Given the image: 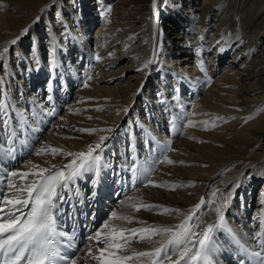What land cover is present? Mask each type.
Segmentation results:
<instances>
[{
    "label": "bare ground",
    "instance_id": "6f19581e",
    "mask_svg": "<svg viewBox=\"0 0 264 264\" xmlns=\"http://www.w3.org/2000/svg\"><path fill=\"white\" fill-rule=\"evenodd\" d=\"M152 3L0 0V53L8 48L0 56V83L12 77V86L18 83L26 98L44 106L50 94L41 85L46 80L48 89L62 102L57 103L62 118L50 120V136L44 135L36 152L50 147L63 153L86 152L104 136L102 151L119 162L124 144L141 146L135 158L146 166L152 184L113 202V211L135 218L131 224L111 221V215L104 223L133 228L143 226L139 220L147 225L174 226L184 216L158 214L162 208L136 212L127 205L142 202L186 213L203 197L206 204L197 213L199 232L217 219L212 192L218 190L219 195L234 189L235 198L225 212L232 231L215 233L209 258L218 263L225 257L229 240H233V248L256 251L253 235L264 231V0H156L155 11ZM13 40L17 41L14 45ZM149 60L153 63L144 67ZM179 76L187 78L189 91L184 90L186 83ZM52 79L55 84L64 80L56 89ZM79 82L82 85L69 98L67 92ZM175 86L180 89L176 94L184 109L175 104ZM4 89L5 84L0 93ZM7 91L18 100L13 90ZM0 101L6 103L3 95ZM6 105L7 115L0 109L1 138L7 130L2 121H15ZM17 105L25 111L21 103ZM148 114L155 120L142 123ZM249 115L254 119L245 122ZM104 129L111 131H101ZM57 133L59 138L51 140ZM145 133L149 142L142 140ZM36 152L15 170L30 171L28 161L53 168L73 159ZM154 153L159 164L152 171L148 162ZM121 155L128 157L127 153ZM165 156L175 163L161 162ZM24 182L17 178L18 186ZM173 185L175 190H170ZM151 247L143 241L129 245L136 251ZM88 248L76 264H97ZM93 254H98L95 248Z\"/></svg>",
    "mask_w": 264,
    "mask_h": 264
},
{
    "label": "snow or ice",
    "instance_id": "6c2138e0",
    "mask_svg": "<svg viewBox=\"0 0 264 264\" xmlns=\"http://www.w3.org/2000/svg\"><path fill=\"white\" fill-rule=\"evenodd\" d=\"M152 8L155 11L156 0H153ZM108 11L110 12L111 9ZM27 31L24 29L25 34ZM16 42L13 40L10 43L14 45ZM7 52L8 48L5 47L0 56ZM111 55L113 53H109V56ZM95 58L97 61L101 59L99 55ZM151 63H153L152 60L147 61L144 67ZM88 79L91 77L89 76ZM87 86L85 83L84 87ZM47 99L51 100V96ZM0 109L7 115L6 103L0 101ZM126 111L127 109H125ZM261 111H264V108ZM216 119L223 118L216 117ZM252 119L254 117L249 115L245 118V122ZM9 120H3L2 123L11 128ZM189 124L192 126L191 122ZM79 131L91 133L96 130L80 129ZM101 131H111V129ZM14 134V130L10 131L9 138ZM105 139L107 137L101 136L100 142L94 146L90 145L86 152L63 153L62 150L55 147H50L47 150L42 148L36 152V155L51 153L52 155H66L73 159L58 169H55V166L43 168L28 161L30 171L11 170L0 178V184L4 185L3 191H0V264H58V261L76 264L74 256L62 254L63 248L72 249L74 247V236L57 230L52 209L58 200L66 198L60 190L70 189L71 183L78 176L100 160L99 152L103 150L102 145ZM134 147V144L130 143V150ZM14 151L10 147L5 155L14 158ZM161 162L175 163L166 156ZM128 170L131 172L134 182L139 172V166L134 163ZM28 177L31 179L28 180ZM17 178L27 182L18 186ZM148 183L152 184V181L149 179ZM153 186L165 187L166 185L154 184ZM238 186L235 185V187ZM93 187L95 188V183ZM175 188L176 186L173 185L170 190H175ZM91 195L94 197L95 191ZM212 196L214 198L212 203L215 205L213 211L217 219L213 223L203 225L202 231L199 232L196 231L201 226L197 222V213L206 204L203 197L186 213L181 212L180 209L161 205L142 202L140 204L130 203L127 207L136 212L141 208L149 211L162 208V212L158 214L171 215L175 213L184 216V219L174 226L147 225L145 221L137 220V223L143 226L133 228L105 222L100 229L86 237L90 243L88 255L97 264H181V262L183 264H211L209 257L215 245V233L218 230L232 231L227 224L225 212L235 198V191L230 189L227 193L218 195L217 190L212 192ZM25 209L28 211L25 212ZM134 219L131 215L118 214L116 211L111 213V221H124L131 224ZM261 224L264 227V220L261 221ZM253 239L257 241L261 250L245 251L248 256L255 259V264H264V231L254 233ZM134 240L147 242L152 247L143 251L130 249L129 245ZM93 241L96 243L91 244ZM94 248L98 254H93ZM174 256L176 259H173ZM240 264H246V261L242 259Z\"/></svg>",
    "mask_w": 264,
    "mask_h": 264
},
{
    "label": "rangeland",
    "instance_id": "374dc122",
    "mask_svg": "<svg viewBox=\"0 0 264 264\" xmlns=\"http://www.w3.org/2000/svg\"><path fill=\"white\" fill-rule=\"evenodd\" d=\"M166 20H169V19H166ZM169 22V21H168ZM166 23H167V21H166ZM98 25V23H96V25H94L93 26V30L95 29V27ZM5 61V62H4ZM3 62H4V64H6L7 63V59H5ZM20 64L21 65H24V63L23 62H21L20 61ZM27 75V73L26 74H24V76H23V78H26L25 76ZM75 76V75H74ZM65 79V78H64ZM64 79H61V84H62V82H63V80ZM7 79L5 78V82L3 81L2 83H0V86H2L3 84H5V89H7V90H13L16 94V97L18 98V100H13L9 95H7L8 93V91L7 90H5L4 89V91H1L2 93H4L3 94V98H4V100L6 101V103L9 105V112H11L12 113V116H14L16 119H21V118H26L27 120H30V119H32V116L34 115V114H31V115H29V110H28V108L29 107H34V106H38V107H40V106H43V105H38L39 104V102L37 101V100H34V99H29V98H26V95H24V92H22L20 89H19V85H18V83H15L13 86H12V82L14 83L15 81L13 80V78L11 77V79H9V80H7ZM179 80H180V82H182V83H186L185 85H184V90H186V91H189V90H187L186 88H188V86H191V84L190 83H188L187 82V78H185V77H181L180 78V76H179ZM186 80V81H185ZM1 81V80H0ZM44 82H46V80L45 81H42V86H45L43 83ZM188 83V84H187ZM35 86L34 87H36V86H38V85H36V84H34ZM48 85V84H47ZM78 85H82V82H79V83H77V85H75V86H73L72 85V92H71V89H69V92H67V94L69 95V98H72L73 97V92H74V90H75V88H76V86H78ZM3 88V87H2ZM46 88H47V92H49L50 94L52 93L53 95H54V99H55V101H56V98H55V93L56 92H54V90L53 89H51V90H49L48 89V86H46ZM180 89H177V87L175 86L174 88H173V91L175 92L174 93V95H173V97H175V104H178V105H180V106H178V107H181L182 109H184V107L182 106V104H181V100H180V98L178 97L179 96V94L177 95L176 94V91H179ZM7 91V92H6ZM46 91V90H45ZM7 93V94H6ZM46 97H49L48 95L46 96ZM177 97V98H176ZM22 98V99H21ZM162 99H158V102L159 103H162ZM16 103V104H15ZM19 103H21V106L22 107H24V109H25V111H21L20 109H19V106L17 105V104H19ZM45 104H47L46 103V101H45ZM56 105H57V108H59V105L57 104V102H56ZM46 106V107H45ZM52 106V105H51ZM54 106V105H53ZM52 106V107H53ZM43 108L44 109H47V108H50V106L48 107L47 105H44L43 106ZM16 111V112H15ZM59 111H60V109H59ZM28 112V113H27ZM35 112H40V113H44V112H42L41 110H38L37 109V111H35ZM23 113H24V115H23ZM26 113V114H25ZM15 114V115H14ZM149 115V114H148ZM61 116H62V114H61ZM2 117V113H0V118ZM148 118H145V119H143V121H142V123H145V121H146V119L148 120V121H152L153 119L155 120V118H153L152 116H147ZM62 118V117H61ZM58 120H60V119H58ZM141 123V124H142ZM51 124H52V122H49L48 123V129H50L51 128ZM140 124V125H141ZM47 134V136H50V130L49 131H47V132H45V134L44 135H46ZM44 135H41V138H40V140L42 141V139H43V137H44ZM57 135H58V137H57ZM57 135L55 136V135H53L54 137H52V139L51 140H53V139H55V140H57V138H59V133H57ZM40 141V142H41ZM40 142H39V144H40ZM38 144V145H39ZM133 144V143H132ZM37 145V146H38ZM124 145H130V143H128V144H124ZM37 146H36V149H37ZM134 146H135V148H136V151H139L140 149H141V146L140 145H135L134 144ZM60 148L61 149H65V146L64 145H60ZM36 149L34 150V152L33 153H35L36 152ZM69 152H72V150H68ZM32 153V154H33ZM109 153V152H108ZM31 154V155H32ZM123 156V155H122ZM111 158H115V156L114 157H111ZM139 161V160H138ZM120 162V161H119ZM97 167H100V165L99 166H94V168H97ZM88 169H90V167L89 168H87V171H88ZM91 170V169H90ZM253 209V208H252ZM252 209H251V212H250V215L252 216L253 215V212H252ZM237 234V233H236ZM238 235V234H237ZM239 236V235H238Z\"/></svg>",
    "mask_w": 264,
    "mask_h": 264
}]
</instances>
